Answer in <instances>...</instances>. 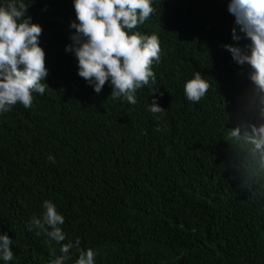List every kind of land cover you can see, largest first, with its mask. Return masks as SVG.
Listing matches in <instances>:
<instances>
[{
  "label": "trees",
  "instance_id": "obj_1",
  "mask_svg": "<svg viewBox=\"0 0 264 264\" xmlns=\"http://www.w3.org/2000/svg\"><path fill=\"white\" fill-rule=\"evenodd\" d=\"M18 2L42 27L49 74L31 108L0 113V235L13 252L0 264H48V237L28 231L45 200L64 217L62 243L79 238L94 264H264V148L249 139L264 124V94L223 47L247 54L250 43L232 39L229 0H152L134 31L158 36L160 61L136 104L77 75L65 51L72 0ZM196 71L210 88L193 103L184 84ZM153 99L163 113L149 111Z\"/></svg>",
  "mask_w": 264,
  "mask_h": 264
},
{
  "label": "clouds",
  "instance_id": "obj_2",
  "mask_svg": "<svg viewBox=\"0 0 264 264\" xmlns=\"http://www.w3.org/2000/svg\"><path fill=\"white\" fill-rule=\"evenodd\" d=\"M72 3L75 20L69 27L75 33L69 37L72 44L65 51L74 54L77 75L97 94L109 83L112 99L123 98L129 104H136L137 90L155 84L152 65L160 61L158 36L134 31L155 11L152 0H72ZM27 8L18 0L0 6V113L10 111L17 103L31 108L33 93L43 95L48 87L46 54L39 42L42 27L26 16ZM227 11L234 16L232 39L239 42L243 38L250 43L243 46L247 54L238 45L223 47L237 64L247 63L251 67L250 79L259 93L264 94V0H229ZM237 29L243 37L237 35ZM209 88L210 84L196 71L185 82L184 94L188 101L198 103ZM149 111L163 113L164 108L153 99ZM261 113L264 115V109ZM252 132L250 142L256 148H264V124L253 126ZM231 135L238 136L239 129H233ZM48 158L55 162L51 155ZM43 209L40 217L32 216L28 231L35 228L37 236L48 237L45 241L49 245L48 264H66L73 247L79 252L74 264H94L96 253L91 248L80 250L79 238L74 243H62L66 234L60 226L65 221L55 204L45 200ZM52 242L59 245V255ZM11 244L7 235H0V259H13Z\"/></svg>",
  "mask_w": 264,
  "mask_h": 264
}]
</instances>
